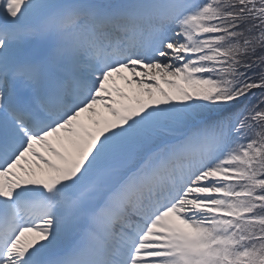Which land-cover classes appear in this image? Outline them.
I'll list each match as a JSON object with an SVG mask.
<instances>
[{
  "label": "snow or ice",
  "instance_id": "1",
  "mask_svg": "<svg viewBox=\"0 0 264 264\" xmlns=\"http://www.w3.org/2000/svg\"><path fill=\"white\" fill-rule=\"evenodd\" d=\"M0 264H264V0H0Z\"/></svg>",
  "mask_w": 264,
  "mask_h": 264
},
{
  "label": "rangeland",
  "instance_id": "2",
  "mask_svg": "<svg viewBox=\"0 0 264 264\" xmlns=\"http://www.w3.org/2000/svg\"><path fill=\"white\" fill-rule=\"evenodd\" d=\"M118 83H119V81H118Z\"/></svg>",
  "mask_w": 264,
  "mask_h": 264
}]
</instances>
